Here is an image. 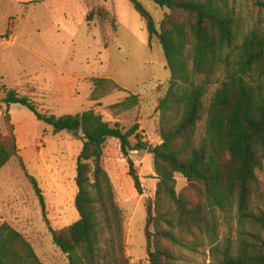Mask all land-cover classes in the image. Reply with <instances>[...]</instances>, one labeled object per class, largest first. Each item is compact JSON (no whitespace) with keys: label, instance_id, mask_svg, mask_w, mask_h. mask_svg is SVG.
<instances>
[{"label":"trees","instance_id":"1","mask_svg":"<svg viewBox=\"0 0 264 264\" xmlns=\"http://www.w3.org/2000/svg\"><path fill=\"white\" fill-rule=\"evenodd\" d=\"M128 1L144 21L148 45L162 47L171 75L157 107L160 143L152 156L158 183L145 227L149 264H178L177 249L203 247L211 249L215 264H264V0H151L166 11L159 26L139 0ZM0 90V115L8 128L7 137H0V170L18 165L44 214L39 183L19 154L11 107L21 105L57 130L82 134L76 168L79 219L60 230L50 228L53 244L69 264H130L123 210L103 158L107 140H117L142 195L131 157L149 147L139 124L125 131L94 109L48 115L16 88ZM117 92L128 93L114 80L93 81V101ZM128 99L133 109L137 96ZM178 178L184 182L181 190ZM231 218L238 226L235 238L228 233L223 239L222 223ZM0 264L43 263L26 237L4 222Z\"/></svg>","mask_w":264,"mask_h":264},{"label":"rangeland","instance_id":"2","mask_svg":"<svg viewBox=\"0 0 264 264\" xmlns=\"http://www.w3.org/2000/svg\"><path fill=\"white\" fill-rule=\"evenodd\" d=\"M139 2L159 26L166 11L151 0ZM26 6L0 0V89L16 88L20 95L35 101L44 114L66 117L94 109L112 126L119 123L125 131L139 124L138 133L149 147L133 151L131 157L143 194L137 193L117 140H107L103 166L123 210L130 264H149L145 227L158 183L149 149L153 151L160 143L157 107L171 77L163 49L157 43L148 45L144 21L128 0H41ZM10 35L13 39L7 40L5 36ZM96 79L114 80L128 93L117 92L93 101ZM217 87L210 89L208 100ZM130 94L138 99L133 109ZM3 98L0 90V101ZM11 117L19 154L28 173L39 183L46 211L44 214L22 169L9 165L0 170V225L8 223L23 234L43 264H69L53 244L50 228L60 230L79 219L76 168L82 134L57 130L21 105L11 107ZM7 135L5 119L0 115V137ZM178 181L181 190L184 182L181 178ZM261 181L264 186V171ZM237 228L235 219L224 221L222 238L228 233L235 238ZM210 251L209 247L196 252L177 249L178 264H215Z\"/></svg>","mask_w":264,"mask_h":264},{"label":"crops","instance_id":"3","mask_svg":"<svg viewBox=\"0 0 264 264\" xmlns=\"http://www.w3.org/2000/svg\"><path fill=\"white\" fill-rule=\"evenodd\" d=\"M14 2H17L21 7H25L26 5H30L32 2L34 1H38V0H11ZM27 7V6H26ZM7 40H12L13 36H5ZM141 124V122H140Z\"/></svg>","mask_w":264,"mask_h":264},{"label":"water","instance_id":"4","mask_svg":"<svg viewBox=\"0 0 264 264\" xmlns=\"http://www.w3.org/2000/svg\"><path fill=\"white\" fill-rule=\"evenodd\" d=\"M151 153H153V151L151 150V148L149 149Z\"/></svg>","mask_w":264,"mask_h":264}]
</instances>
